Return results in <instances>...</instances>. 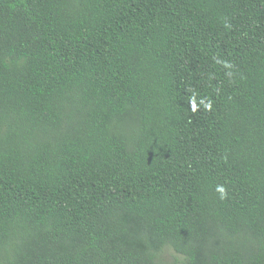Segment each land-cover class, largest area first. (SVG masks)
I'll return each instance as SVG.
<instances>
[{"label": "trees", "instance_id": "obj_1", "mask_svg": "<svg viewBox=\"0 0 264 264\" xmlns=\"http://www.w3.org/2000/svg\"><path fill=\"white\" fill-rule=\"evenodd\" d=\"M169 248L264 264V0H0V264Z\"/></svg>", "mask_w": 264, "mask_h": 264}, {"label": "rangeland", "instance_id": "obj_2", "mask_svg": "<svg viewBox=\"0 0 264 264\" xmlns=\"http://www.w3.org/2000/svg\"><path fill=\"white\" fill-rule=\"evenodd\" d=\"M164 260L169 264H182L183 257L176 253L173 249L169 248L164 255Z\"/></svg>", "mask_w": 264, "mask_h": 264}, {"label": "clouds", "instance_id": "obj_3", "mask_svg": "<svg viewBox=\"0 0 264 264\" xmlns=\"http://www.w3.org/2000/svg\"><path fill=\"white\" fill-rule=\"evenodd\" d=\"M218 190L221 191L222 193H223V191H224L223 188H220V189H218Z\"/></svg>", "mask_w": 264, "mask_h": 264}]
</instances>
